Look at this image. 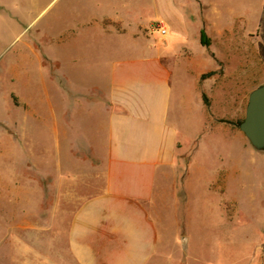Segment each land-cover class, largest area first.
I'll return each instance as SVG.
<instances>
[{"label":"rangeland","instance_id":"obj_1","mask_svg":"<svg viewBox=\"0 0 264 264\" xmlns=\"http://www.w3.org/2000/svg\"><path fill=\"white\" fill-rule=\"evenodd\" d=\"M165 1L169 18L173 5L186 31L169 27L166 35L157 29L148 35L172 71L170 120L181 141L172 196L161 208L154 263L264 264V152L252 148L237 124L249 91L264 84V0ZM149 3L0 0V264H74L67 245L73 208L55 206V191L36 190L32 180L39 184L41 177L34 171L42 168L50 183L61 175L75 177L76 162L63 157L81 150L73 143L72 105L65 111L60 88L102 92L113 58L145 50L131 30L134 20L154 21ZM104 13H118L125 30L102 33L117 26L100 22ZM93 14L97 30L82 37L86 59L80 62L74 35L79 20ZM157 14L163 17V8ZM213 21L217 28H208ZM224 25L230 27L218 33ZM201 29L210 39L207 51ZM200 67L216 73L197 82ZM195 87L208 105L195 100ZM85 117L89 133L91 117ZM15 120L23 124L24 136L15 132ZM67 194L60 204L71 203L74 193Z\"/></svg>","mask_w":264,"mask_h":264},{"label":"crops","instance_id":"obj_2","mask_svg":"<svg viewBox=\"0 0 264 264\" xmlns=\"http://www.w3.org/2000/svg\"><path fill=\"white\" fill-rule=\"evenodd\" d=\"M162 1L152 0L148 5L149 11L153 7L154 21H133L131 38L134 42L140 41L145 50L125 52L113 58L105 67L102 92L96 88L88 95L82 89L60 88L59 101L65 111L72 105L69 109L74 116L73 143L81 150L80 155L67 153L63 158L76 162V175L72 179L61 175L50 183L49 175L39 168L34 172H39L40 183L35 180L32 183L36 190L55 191V206L71 204L67 245L74 264H155L161 208L172 196V167L180 155L181 141L170 120L172 71L160 50L150 43L148 35L154 30L149 31V26L161 23L166 30L163 35L169 27L183 34L186 31L180 13L171 5L169 18V6ZM162 8L163 17L157 14ZM97 19L93 14L79 20L73 44L80 62L86 59L82 49L87 43L82 37L87 34L91 37L96 32ZM100 22L117 24L114 28H102L105 34L114 29L125 30L118 26L124 22L118 13L112 17L104 13ZM129 26L127 20V29ZM207 26L217 28L214 21ZM220 27L221 34L230 25ZM206 56L219 60L214 54ZM210 70L216 69L200 67L197 82ZM194 89L195 100L203 105L199 90ZM46 102L55 129L56 115L48 98ZM86 115L91 117L93 127L89 133ZM13 127L24 136L21 122L15 120ZM10 176V182L15 184L17 173L13 170ZM70 192L74 193L68 199L71 203L60 204Z\"/></svg>","mask_w":264,"mask_h":264},{"label":"water","instance_id":"obj_3","mask_svg":"<svg viewBox=\"0 0 264 264\" xmlns=\"http://www.w3.org/2000/svg\"><path fill=\"white\" fill-rule=\"evenodd\" d=\"M238 129L249 140L252 148L264 152V84L249 91L244 117Z\"/></svg>","mask_w":264,"mask_h":264},{"label":"trees","instance_id":"obj_4","mask_svg":"<svg viewBox=\"0 0 264 264\" xmlns=\"http://www.w3.org/2000/svg\"><path fill=\"white\" fill-rule=\"evenodd\" d=\"M200 43L202 46L204 47H207L209 44H210V39L209 37L206 35L205 31L203 29L200 30ZM213 55V54H212ZM216 73V71H213V70H210L204 74L201 75L200 79H204L206 77H209V76H213L214 74ZM201 97L203 99V102L205 105H208V100L206 98V96L204 94H201ZM242 120L238 121L237 124L239 125V123L241 122ZM227 122H232L231 120H228Z\"/></svg>","mask_w":264,"mask_h":264},{"label":"built area","instance_id":"obj_5","mask_svg":"<svg viewBox=\"0 0 264 264\" xmlns=\"http://www.w3.org/2000/svg\"><path fill=\"white\" fill-rule=\"evenodd\" d=\"M155 29L159 30L160 34L162 35L166 33V30L161 23H156L149 26V31H153Z\"/></svg>","mask_w":264,"mask_h":264}]
</instances>
